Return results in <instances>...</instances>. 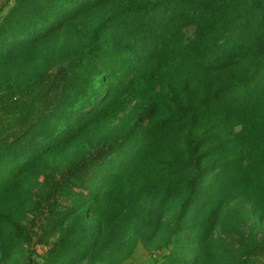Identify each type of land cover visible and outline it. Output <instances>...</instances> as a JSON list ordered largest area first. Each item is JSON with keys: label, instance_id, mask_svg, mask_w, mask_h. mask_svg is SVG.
I'll list each match as a JSON object with an SVG mask.
<instances>
[{"label": "trees", "instance_id": "trees-1", "mask_svg": "<svg viewBox=\"0 0 264 264\" xmlns=\"http://www.w3.org/2000/svg\"><path fill=\"white\" fill-rule=\"evenodd\" d=\"M37 243L260 264L264 0H0V264Z\"/></svg>", "mask_w": 264, "mask_h": 264}, {"label": "rangeland", "instance_id": "rangeland-1", "mask_svg": "<svg viewBox=\"0 0 264 264\" xmlns=\"http://www.w3.org/2000/svg\"><path fill=\"white\" fill-rule=\"evenodd\" d=\"M8 5H10V2L8 3ZM8 6H5L2 13H4L6 11ZM192 32V27H187L185 28V33L186 35H190ZM117 120L115 119L113 122H116ZM171 216V212L167 213L163 219H167ZM57 237V234H53L49 237V241L52 243V241L54 239H56ZM50 244H32V245H28V246H23V250H22V255L19 257L18 259V263L19 264H27V261H28V257L30 256L31 259L34 260V262L36 263H43L45 260H46V257L48 256L47 254V249L48 247L51 245ZM137 250L132 252V256H135V255H139V253H141L143 251V247H141L140 245H138L137 247ZM30 250H32V252H30ZM151 251H154L156 250L155 248H150ZM122 259V258H121ZM259 262L260 264H264V257H259ZM129 260L128 257H124L121 261H127ZM120 261V263H121ZM139 261V260H138ZM32 263V264H36V263ZM78 264H89L87 260H83L81 261L80 263ZM95 264V263H93Z\"/></svg>", "mask_w": 264, "mask_h": 264}]
</instances>
